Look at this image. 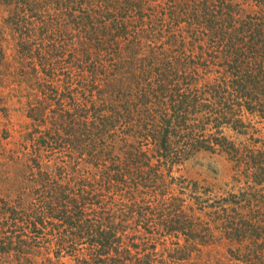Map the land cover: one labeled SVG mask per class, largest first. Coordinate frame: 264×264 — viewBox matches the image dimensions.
<instances>
[{
  "label": "rangeland",
  "instance_id": "rangeland-1",
  "mask_svg": "<svg viewBox=\"0 0 264 264\" xmlns=\"http://www.w3.org/2000/svg\"><path fill=\"white\" fill-rule=\"evenodd\" d=\"M226 1L236 10L234 19L244 13L245 23L251 22L254 26L264 24V0ZM7 4L0 0V264H264V211L261 210L264 192L254 175L250 174L253 170L249 172L250 167L247 166L249 158L256 161L253 166L264 163V120L244 108L240 112L243 125L239 132L232 129L236 118L223 131L234 149L228 143L224 148L214 145L210 146L212 149H200L189 155V148L185 149L179 143L171 148V158L165 161L155 150L154 142L146 140L138 124L132 122L134 118L111 119L119 115L110 112L109 108L103 111L98 98L90 101L97 95L91 92L98 84H86L91 81L86 73L87 66L78 63V54L72 53L74 48H80L77 44L79 35L65 33V27L59 29L62 32H56V24L61 22L54 17L42 23V15L39 14L45 16L43 12L48 9L44 6L39 9L35 6V10L28 6L23 12H18V16H9L8 9H12ZM165 5L164 0H145L143 6V14H149L150 8H156L158 15H153L152 19L160 29L168 24L166 17L160 18V11ZM108 6L107 9L104 7V11L110 14L111 21L115 19L113 15L121 16L119 5L112 2ZM47 11L54 13L52 7ZM11 18L19 20L18 24L24 19L22 23H28L29 31L34 27L47 28L56 35L55 44L60 46L57 54L51 55L53 49L46 48L50 41H45L47 45L42 47L44 54L49 55L50 50L51 63L49 74L42 73L44 81L41 84H34L35 77H21L19 73L17 52L18 49L24 51L21 41H25V34L18 31V26L11 25ZM133 18L115 19V24L125 23L131 27ZM186 24L180 23L177 26L179 29L174 24L170 32L157 40L156 45L159 44L160 49L156 50V55H161L163 59L157 68L162 65L163 68L158 71L150 68V75L144 69L141 75L147 79L145 84L139 77L134 84L130 79L132 75L127 78L120 75V79H124L119 87L132 86L128 88L133 91L134 87L144 85L150 88L149 103L152 104L145 114V118L150 120H144L140 123L142 126L154 121L158 126V121L163 122L162 119L171 114V106L181 101L183 93L200 96L204 101L208 99L212 86L220 87L223 83V72H219L222 69L220 60H214L212 56L219 48L207 38L210 32L202 28L188 34L184 29ZM115 27L105 34L117 38L114 41L124 56L130 55L132 50L137 52L131 67L139 70L141 62L146 65L148 59L145 58L151 54L156 40L142 37L137 41L142 44L137 47L134 41L129 40L132 37L124 39L117 30L113 31ZM72 37L74 39L70 40ZM250 40L246 38L248 43H252ZM111 44V40L102 43L97 40L99 49L92 56L104 58L103 52ZM258 48V62L264 66V45L258 43ZM26 54L21 57L25 66L23 71L39 69L38 62H32ZM122 66L116 68L121 74L127 69ZM104 69L106 74L100 78L101 81L109 80L108 75L114 77L111 66L104 65ZM45 74L50 79H46ZM158 75L164 77L161 83L165 90L162 92L157 90ZM106 96L109 99V94ZM213 99L207 101L214 103ZM119 101L117 105L121 107L125 104V97L121 95ZM114 103L115 97L107 102L108 106ZM232 105H237V102ZM93 106L96 110H92ZM38 107L45 110L40 120L36 117ZM123 108H120L121 112L125 110ZM95 111L99 116L95 115ZM202 113L197 111L192 122H198ZM62 123L65 130L60 126ZM91 124L99 127V130L92 129V134L87 135L93 147L84 145L88 142H80L82 132L87 131V125ZM102 124L105 126L101 127ZM211 126L204 132L200 125L198 130L208 135L215 134ZM51 134L55 136L54 141H50ZM42 141L46 143L44 146ZM211 141L208 139V142ZM99 143L104 145L103 149L114 148L118 152L134 147L139 151L143 147L148 152L146 165L133 167L130 161L113 152L111 157L118 166L113 171L111 161L106 165L104 161L100 164ZM81 150L84 154L87 150L97 154L83 158L79 155ZM37 154L41 156L38 158L41 166L46 167L35 165L31 157ZM174 157L175 160L172 159ZM131 170L132 173H129ZM103 171H106L105 175ZM109 172L114 173L109 175ZM115 173L118 177H114L116 190L108 187L106 180ZM84 176L89 185L94 183V188L88 186L90 198L81 200L79 208L73 203L75 194L72 189H78ZM66 183H70L68 189L63 186ZM252 191H260L261 199L246 195L248 200L253 199L249 209L251 213L245 207L238 212L240 214L230 210L229 216L238 219L236 226L226 230L225 220L220 219L217 213L218 199L228 195L240 198L243 192ZM55 205L60 211H66L67 217L73 215L74 225L64 222L60 214H50V207ZM234 207L238 209L239 205L232 202L230 209ZM173 216L176 217L174 220ZM179 218L181 223L174 227L180 226V230H170V222L175 223ZM257 222H260L259 225H256ZM103 226L110 227L109 233H114L110 236L109 254H99L98 250L99 241L103 239L96 231ZM101 258L104 260L101 261Z\"/></svg>",
  "mask_w": 264,
  "mask_h": 264
},
{
  "label": "trees",
  "instance_id": "trees-1",
  "mask_svg": "<svg viewBox=\"0 0 264 264\" xmlns=\"http://www.w3.org/2000/svg\"><path fill=\"white\" fill-rule=\"evenodd\" d=\"M7 2V6H9L11 10L8 9L9 16H18V12H23L27 7L29 9H34L36 6L37 9L40 8V6H44L48 9L51 7L54 10V13H51L50 11L43 12L46 16V14L49 15V17L43 16V14H39L41 16L40 21L42 23L48 22L46 19H50L52 17L56 18L58 21H60V24H56L58 26V29L56 32L60 33L62 32L59 30L61 27H65V33H72L79 35V42L77 44H80V48H74L72 50V53H77L79 58L77 60L78 63H80L83 66H87L86 73L89 75V78L91 81L86 84H98L96 86V89L92 91L91 93H97L95 97H91V102H93L94 99L98 98V101L102 103V106L100 108L107 109L109 108L110 112H114L116 116L115 118L111 119H124V120H130L133 119L134 124H138L139 129L141 130V134L145 137L146 140H151L155 144V150L160 154L161 158H163L165 161L169 160V157L171 158V148L173 146L179 145V143L184 146V148H189V155L192 152H196L200 149H212L211 147L214 145L225 147L229 143V145L234 149V145L228 141L226 137L223 135V131H226L228 127H230V124L234 118H236V121L234 123V126L232 127L233 130L236 132H239V128L243 125V120L240 116L241 110L245 108L246 112H250L253 114H258L260 120H264V66L261 62H258V57L260 56L258 43H261L264 45V24H260L258 26H254L251 22L245 23V17L246 15L244 13H241L238 15L237 18L234 19V15L236 14V10L233 9L232 6H230L226 0H164L165 2V8L160 11L161 17L160 18H167L168 24H166L165 27H162L160 29V26L154 23L153 21V15H158L156 13V8H150L149 14H143V6L145 0H4ZM46 1L45 5L43 3ZM150 1V0H149ZM117 4L119 5V8L121 10V16L119 15H113V18L115 19H129L130 16H134L132 20V26L127 27L125 23L118 24L116 26L115 19L114 21H111L110 14L106 13L104 11V7L109 8L108 4ZM101 5V6H100ZM116 6V5H111ZM102 7V8H101ZM114 8V7H113ZM116 8V7H115ZM38 11V10H36ZM38 13V12H36ZM35 13V14H36ZM37 16V15H34ZM248 18L251 16L247 15ZM185 17V18H183ZM53 18V19H54ZM147 18L148 21H147ZM12 21L11 25L18 26L19 30L24 31L23 35L25 41H21V46L24 51L21 49H18L17 55L19 56L18 64L20 67H17L20 71L21 77L23 75H29L32 77H35L34 84H41L43 82V78L41 76L42 73L46 72L49 74V63H51V55L57 54L59 52V44H55V38L56 35H54L49 29L45 28H32L31 31L29 28L28 23H22L24 19L19 20L16 19H10ZM123 20V21H124ZM8 21V20H7ZM52 22H55L54 20H51ZM185 21V22H184ZM115 27V30H117L118 35L124 39H128L129 37H132L129 40L134 41V45L139 47L142 43H137L142 37L143 38H151L152 40H156L155 44L152 45L150 50V55L146 61V65H144L142 62L139 67V70L136 68H132L131 66L134 64L135 55H137V52L132 50L133 52L128 55L127 57L123 55L122 49H119V45L115 43L116 37H109L105 34V32H109L108 29H112ZM147 25H146V23ZM166 22V21H165ZM187 23L185 26L186 32L189 34H193L196 32V29H202L205 32H210L207 36L212 43H216L218 45V52H215L216 54L212 55L214 56V60H220V68L223 72L221 78L223 79L222 85L220 87L218 86H212L210 91L208 92V99L202 101L200 99V96L197 97L196 95H186V93H183L181 96V101L177 103L176 106H171V114L167 118H163V122H159V125H155L154 122L150 125H141L144 120L149 121L150 119L145 118L148 113V110L150 109L149 105L152 103H149V94H150V88L142 86V87H134L136 89L130 90L128 86L126 87H119V84H122L121 82L123 79L130 75L132 83L135 84L136 77H139L140 80H142L145 84L147 82L146 78H143L144 75H141L143 73V70L145 69L149 75L152 73L150 68L155 69L156 71L162 70L163 65L159 66L157 68V65L159 62L163 61L161 59V55H156L157 51L160 49V45L157 44V40L164 35L167 31L170 32L172 28L176 25L177 26L180 23ZM164 23V22H163ZM165 24V23H164ZM175 24V25H174ZM148 26V27H147ZM179 29V28H177ZM199 31V30H198ZM203 31V32H204ZM121 32V33H120ZM22 34V32H21ZM182 34V33H181ZM61 35V34H60ZM67 36H70L68 34ZM252 42L248 43L246 41V38ZM74 39L73 37L70 39ZM68 41V39H65ZM100 41L101 43L104 42V40H111V45L107 46L105 51L103 52L104 58L97 55L95 57L92 56V53H96L99 49V47L96 45V42ZM113 40V42H112ZM45 41H50L47 44ZM74 41V40H73ZM85 42V43H84ZM90 43V44H88ZM55 44V45H53ZM74 43H72L73 45ZM88 44V46L86 45ZM182 45V43H179ZM47 45V49L51 48L55 52H51L49 50L48 53H43L44 46ZM51 45V47H49ZM84 48H83V47ZM38 47V48H37ZM37 48V49H36ZM90 48V49H88ZM87 49V52L85 51ZM96 49V50H92ZM36 50V52H35ZM247 50V51H245ZM101 52V50H99ZM252 51V52H250ZM136 52V53H135ZM178 52V51H177ZM26 54V57H30L32 62H38L39 69L37 68H29L23 71V63H21V57L23 54ZM125 54H127L124 51ZM71 54V53H70ZM81 54V55H79ZM3 56V55H2ZM106 57V58H105ZM17 58V56H16ZM29 58V59H30ZM18 59V58H17ZM150 59L154 60L151 61ZM104 63V64H103ZM104 65L111 66L114 71V77L113 75H108L110 78L107 81H101V77L103 78L106 74V71L104 69ZM123 65L121 68L126 67L127 69L124 70V73L121 74L119 71H117L120 66ZM53 66V65H52ZM222 66V67H221ZM129 67V68H128ZM167 67V66H165ZM117 68V69H116ZM54 69H52V72ZM118 73V75L116 73ZM45 74L46 79H50V76ZM51 75V73H50ZM120 75L124 78L120 79ZM54 75L52 74V77ZM160 79L158 82V92L164 91L165 87L162 85L161 81L164 80L163 75L157 76ZM99 82H102L99 84ZM96 84V85H97ZM100 85V86H99ZM123 85V84H122ZM133 88V87H132ZM115 91H117L116 94ZM113 92V93H112ZM134 92V94L132 93ZM154 92V91H153ZM109 94V99L106 96ZM125 97V104H122L121 107H124L125 109L123 112L120 111V105H117L120 101V96ZM113 97H115L116 103L114 105L110 104L108 106V101H113ZM215 101L214 103H210L207 100ZM237 102V105H232L233 103ZM94 104V103H93ZM128 104V106H126ZM157 104V103H156ZM159 105V104H158ZM96 107H92V110H96ZM221 108V109H220ZM44 108L38 107L36 109V117L38 119H42V115L44 114ZM183 111V113H182ZM197 111H203L201 116L199 117L198 122H195L193 120V116H195ZM97 112H100L97 108ZM33 113V112H31ZM182 113V114H181ZM113 114V113H112ZM33 115V114H32ZM95 115L99 116L96 114ZM106 117V116H105ZM157 121V120H156ZM202 123V124H201ZM69 124V122H68ZM111 127H114L113 123H110ZM202 125V130L205 132L208 126L214 127L215 134L208 135L207 133L202 132L201 129L198 130L199 126ZM62 129L64 128V124L62 123L60 125ZM105 126L104 124L101 125V127ZM156 126V127H155ZM92 129L99 130V127L91 125H87V131L82 132L83 138L80 142H88L84 144L85 146H92L91 145V138L90 136L87 137L88 133L92 134ZM108 129V128H107ZM65 130V129H63ZM109 130V129H108ZM136 131V130H135ZM140 132V131H139ZM218 133V134H217ZM208 135L206 138H204L206 135ZM217 134V135H216ZM52 135V139L50 141L55 140L54 134ZM202 136V137H201ZM200 137V138H199ZM208 139H211L213 141L208 142ZM178 142V144H177ZM46 144L45 141H42V146ZM211 146V147H210ZM93 147V146H92ZM104 145L101 143L98 144L97 150L100 160V164L102 161H104V165L108 164L109 161H111L110 168L115 171L118 166H116V163H114L111 155L113 152H116L120 155H122L125 159V161H130L131 165L133 167L136 166H145L147 160V151L143 150V147H140L139 151L138 149L130 148L127 150H122L121 152H118L117 149L109 148L108 150L103 149ZM124 149V147H122ZM214 150V149H213ZM236 150V149H235ZM37 151L34 153L36 154ZM97 153H93L90 150L85 151V154L83 153V150H81L80 154L81 157L85 158H91L96 156ZM188 155V156H189ZM187 156V157H188ZM248 156V155H247ZM40 154H37L36 157H31V159L34 160L35 165L38 168H43L46 166H41V163H39L38 158L40 159ZM114 157V155H113ZM252 157V156H251ZM109 158V159H107ZM115 158V157H114ZM249 158V157H247ZM176 159V157L172 158ZM251 158L247 160L249 168V172L253 170V173H250L251 175H254V178L258 183H260V186L262 189L261 191L264 192V163L260 164L258 166L255 165V160L250 161ZM172 161V160H171ZM253 162V163H252ZM103 165V166H104ZM102 167V165H100ZM254 168V169H252ZM103 169V167H102ZM114 173V172H112ZM109 172V175L112 174ZM132 173V170L129 172ZM103 174H106V171H103ZM47 176V175H46ZM49 177V176H48ZM114 177L118 178L116 176V173L114 175L109 176L106 178L108 182V187H112L116 190V185L114 183ZM259 180H258V179ZM102 178H99V182ZM105 179V177H103ZM105 180V181H106ZM118 180V179H117ZM142 181V179L140 178ZM81 184H78V189L73 191V195L75 196V199L73 200V203L77 207L78 204L82 201H86L88 198H90V194L88 191V186L94 188V183L92 185H89L88 179L86 176L83 177V181H80ZM97 182V183H99ZM257 183V184H258ZM70 183H66L63 186H66V189H68ZM74 187V186H73ZM99 187V185H98ZM101 187V185H100ZM251 196L254 198L259 197L261 199L260 191H252L250 193L243 192L242 197L235 198V197H229L228 196H222L220 199H218V207L219 211L218 216L223 221L225 220L224 228L232 229L234 226H236L237 219H233V217H230L229 215L230 210L232 212H236L237 214H240L238 212L241 211L242 207H245L248 213L250 212V205L252 203V198L250 200L247 199L248 196ZM263 196V195H262ZM77 199V200H76ZM80 199V201H79ZM248 200V201H247ZM232 202L236 206L239 205V208L237 209L234 207L233 209H230ZM263 208L261 207V210L264 211V204ZM80 208V207H79ZM51 209V210H50ZM50 214L55 213L60 214V218L64 222H67V224L74 225L73 222V215L70 217H67L66 211H60L61 209L56 208L52 206L50 207ZM77 212H75L74 215H76ZM176 217H172L174 220ZM180 218L178 221L173 223L174 221L170 222L169 227L172 231H178L180 230L179 227H174L175 224L181 223ZM233 221V223H231ZM227 222V223H226ZM40 223L43 224L42 218H40ZM257 222L256 225H259ZM106 226V225H105ZM103 226L101 230H97L96 232L100 233V236L103 240L100 242V252L103 254H109L110 253V246H111V240L110 236L113 234L109 233L111 230L110 227ZM254 226V225H252ZM176 228V229H175ZM104 259L101 258V261ZM114 262H117L116 258H113ZM116 264V263H115Z\"/></svg>",
  "mask_w": 264,
  "mask_h": 264
}]
</instances>
